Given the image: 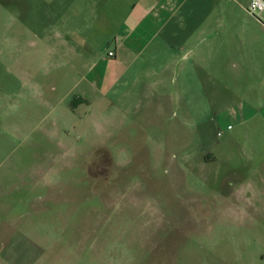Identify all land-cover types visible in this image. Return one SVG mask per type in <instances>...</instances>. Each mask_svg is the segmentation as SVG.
Segmentation results:
<instances>
[{
  "label": "rangeland",
  "instance_id": "1",
  "mask_svg": "<svg viewBox=\"0 0 264 264\" xmlns=\"http://www.w3.org/2000/svg\"><path fill=\"white\" fill-rule=\"evenodd\" d=\"M132 1L0 0V264H264L262 102L147 71L84 97Z\"/></svg>",
  "mask_w": 264,
  "mask_h": 264
},
{
  "label": "crops",
  "instance_id": "2",
  "mask_svg": "<svg viewBox=\"0 0 264 264\" xmlns=\"http://www.w3.org/2000/svg\"><path fill=\"white\" fill-rule=\"evenodd\" d=\"M233 3V0H133L115 22L109 40L113 48L108 57L99 56L89 66L83 78L84 97L87 92H94L106 98L115 91L121 98L127 94L122 88L130 82H139L143 71L167 93V86L179 76L184 99L188 95L200 102L208 96L205 87L220 86L231 96L262 102V108L249 106L252 116L248 119L262 120L264 139L262 30L253 32L237 27ZM187 87L192 88L189 93ZM240 115L243 123L245 115Z\"/></svg>",
  "mask_w": 264,
  "mask_h": 264
},
{
  "label": "built area",
  "instance_id": "3",
  "mask_svg": "<svg viewBox=\"0 0 264 264\" xmlns=\"http://www.w3.org/2000/svg\"><path fill=\"white\" fill-rule=\"evenodd\" d=\"M246 10L264 25V0H251ZM110 56H113V53H110Z\"/></svg>",
  "mask_w": 264,
  "mask_h": 264
}]
</instances>
